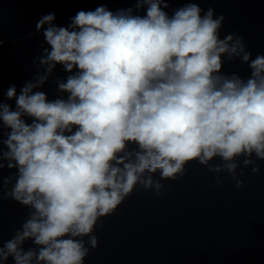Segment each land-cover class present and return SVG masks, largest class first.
I'll return each instance as SVG.
<instances>
[{"label":"clouds","instance_id":"1","mask_svg":"<svg viewBox=\"0 0 264 264\" xmlns=\"http://www.w3.org/2000/svg\"><path fill=\"white\" fill-rule=\"evenodd\" d=\"M168 7L135 0L115 12L80 10L67 27L54 13L37 22L46 72L7 89L14 109L0 101V171L16 170L0 199L29 210L0 246V264H85L105 217L138 186L161 194V181L184 176L192 162L217 184L230 174L237 189L241 163L260 171L264 55L252 58L242 37L221 39L225 17L212 8L189 2L169 15ZM237 57L247 79L222 72L224 58ZM58 64L70 73L58 81L66 98L49 100L39 89Z\"/></svg>","mask_w":264,"mask_h":264}]
</instances>
